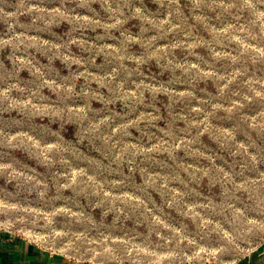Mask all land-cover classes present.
<instances>
[{
  "label": "rangeland",
  "instance_id": "obj_1",
  "mask_svg": "<svg viewBox=\"0 0 264 264\" xmlns=\"http://www.w3.org/2000/svg\"><path fill=\"white\" fill-rule=\"evenodd\" d=\"M0 234L85 264L251 255L264 0H0Z\"/></svg>",
  "mask_w": 264,
  "mask_h": 264
},
{
  "label": "crops",
  "instance_id": "obj_2",
  "mask_svg": "<svg viewBox=\"0 0 264 264\" xmlns=\"http://www.w3.org/2000/svg\"><path fill=\"white\" fill-rule=\"evenodd\" d=\"M0 264H85L55 256L18 237L0 234ZM239 264H264V242Z\"/></svg>",
  "mask_w": 264,
  "mask_h": 264
}]
</instances>
